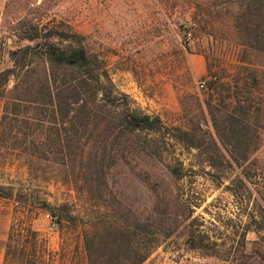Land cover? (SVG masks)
<instances>
[{"label": "rangeland", "instance_id": "rangeland-1", "mask_svg": "<svg viewBox=\"0 0 264 264\" xmlns=\"http://www.w3.org/2000/svg\"><path fill=\"white\" fill-rule=\"evenodd\" d=\"M259 6L253 0H0V72L12 67L9 52L25 44L13 32L18 21L43 16L86 37L111 82L114 114L124 99L132 110L160 117L165 127L158 135L140 134L127 159L112 166L108 207L87 195L79 173L60 166L56 154L9 155L0 142V195H12L0 196V204L12 203L16 218L8 264H90L84 231L90 222L110 219L135 226L140 248L141 226L153 225L159 246L144 264H264V114L247 119L253 126L260 121L252 140L259 149L247 158L224 149L217 132L229 133L228 116L236 110L241 117L235 100L246 103L248 89L264 98ZM189 21L197 28L188 43L183 26ZM210 77L217 78L200 91L199 81ZM213 82L224 86L211 90ZM13 86L14 80L8 91ZM4 104L0 95V121ZM113 129H120L118 122L112 121ZM175 129L191 133L197 148L176 142ZM52 133L49 140L20 137L8 145L53 146L58 138ZM83 142L90 147L92 138ZM173 168L182 170V178ZM64 204L79 225L51 230L44 214L52 211L44 207ZM160 214L166 227L157 225Z\"/></svg>", "mask_w": 264, "mask_h": 264}, {"label": "trees", "instance_id": "trees-1", "mask_svg": "<svg viewBox=\"0 0 264 264\" xmlns=\"http://www.w3.org/2000/svg\"><path fill=\"white\" fill-rule=\"evenodd\" d=\"M253 2L260 5L257 9L260 13L257 35L264 41V0ZM13 32L25 44L9 52L12 67L0 72V95L5 100L0 121V142L9 150V155L17 151L29 157L35 156V153L43 156L56 154L60 166L69 167L74 174L79 173L82 189L87 195L99 202L103 201L108 207L107 197L112 196L109 179L112 166L117 165L120 159H127V154L134 148V139L140 134L163 133L165 127L161 118L132 110L124 99L121 102L123 110L114 114L116 98L101 59L89 52L86 37L73 32L68 26L48 21L43 16L25 17L18 21ZM3 49L0 48L1 54H4ZM12 80L14 86L8 91ZM220 86L222 88L224 84L213 82L210 89L219 92ZM247 95L246 103L236 96L241 117L236 116L237 110L236 114L228 116L229 133L223 135L217 129L222 147L244 155V158L259 149L252 143L253 139L258 138L257 125L260 121H255L253 126L247 119L251 115L259 118L260 114H264V98L256 95L252 89H248ZM225 101L220 106H224ZM208 108L213 116L215 107L208 103ZM112 121L119 123L117 132L112 130ZM102 124L107 127L99 130V134L94 137ZM58 127L62 128L64 137ZM49 131H53L52 134L58 138L57 144L53 146L44 143L40 146L35 143L24 145L26 142L8 145L12 140L17 142L20 137L27 141L32 140L33 136L49 140ZM173 132L176 142L197 148L191 133L181 129ZM86 138H92L90 147L83 142ZM112 143L115 144L113 155ZM215 147L220 151L217 144ZM172 174L178 179L182 178V170L178 168H173ZM0 196L12 198L7 193H1ZM234 196L237 197V194L234 193ZM44 208L52 211L60 227L65 224L70 228L78 227L80 219L73 215L70 205L64 204L59 208L46 205ZM159 216L157 225L166 227L165 215ZM87 226L84 239L90 264H144L154 248L159 246V239L150 229L153 226L150 223L141 226L146 232L142 248L139 247V232L135 226L116 219L100 224L90 222ZM15 228L14 224L10 241ZM165 236L168 238L170 233ZM199 244L194 243L193 248H199ZM95 250L100 252L97 258L94 257ZM100 259L106 261L100 263Z\"/></svg>", "mask_w": 264, "mask_h": 264}, {"label": "crops", "instance_id": "crops-1", "mask_svg": "<svg viewBox=\"0 0 264 264\" xmlns=\"http://www.w3.org/2000/svg\"><path fill=\"white\" fill-rule=\"evenodd\" d=\"M15 221L13 204H0V264H8L7 247Z\"/></svg>", "mask_w": 264, "mask_h": 264}, {"label": "built area", "instance_id": "built-area-1", "mask_svg": "<svg viewBox=\"0 0 264 264\" xmlns=\"http://www.w3.org/2000/svg\"><path fill=\"white\" fill-rule=\"evenodd\" d=\"M197 28V24L193 21L187 22L183 26V31L185 35L186 41L189 43L193 40L194 36V31ZM217 77H210V78H203L202 80L199 81L198 83V88L200 91H207L209 88V80L216 79ZM44 218L49 222V227L51 230H57L58 228V219L57 217L53 216L50 213H45Z\"/></svg>", "mask_w": 264, "mask_h": 264}, {"label": "water", "instance_id": "water-1", "mask_svg": "<svg viewBox=\"0 0 264 264\" xmlns=\"http://www.w3.org/2000/svg\"><path fill=\"white\" fill-rule=\"evenodd\" d=\"M8 43L11 44L12 43V40H9ZM32 199L34 200V197Z\"/></svg>", "mask_w": 264, "mask_h": 264}]
</instances>
